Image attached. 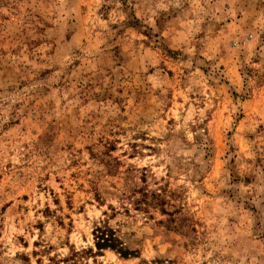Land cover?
Returning a JSON list of instances; mask_svg holds the SVG:
<instances>
[{
	"label": "clouds",
	"instance_id": "9594fccd",
	"mask_svg": "<svg viewBox=\"0 0 264 264\" xmlns=\"http://www.w3.org/2000/svg\"><path fill=\"white\" fill-rule=\"evenodd\" d=\"M0 264H264V0H0Z\"/></svg>",
	"mask_w": 264,
	"mask_h": 264
}]
</instances>
